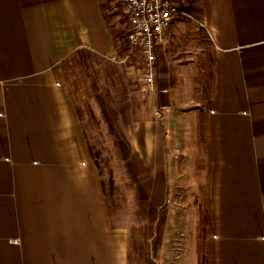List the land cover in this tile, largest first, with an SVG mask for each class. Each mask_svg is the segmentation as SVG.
<instances>
[{
	"label": "crops",
	"instance_id": "1",
	"mask_svg": "<svg viewBox=\"0 0 264 264\" xmlns=\"http://www.w3.org/2000/svg\"><path fill=\"white\" fill-rule=\"evenodd\" d=\"M192 1L199 24L157 45L130 152L162 221L146 264H264V0ZM84 50L115 54L101 0H0V264H128L63 75Z\"/></svg>",
	"mask_w": 264,
	"mask_h": 264
},
{
	"label": "rangeland",
	"instance_id": "2",
	"mask_svg": "<svg viewBox=\"0 0 264 264\" xmlns=\"http://www.w3.org/2000/svg\"><path fill=\"white\" fill-rule=\"evenodd\" d=\"M189 1L192 0H185L186 5L191 4ZM101 2L103 15L113 33V58H98L86 50L82 54L74 53L63 61V75L83 121L92 158L103 179L113 224L129 227L128 264H146V260L154 256L155 242L151 237L156 240L155 226H161L162 221L161 218H147V203L136 199L134 180L137 177L129 167L132 160H137L136 155L139 156L130 152L134 148L138 151L143 141L138 137L141 110L145 108L141 99L150 90L142 81L137 50H132L130 57L124 59L129 45L126 39L128 23L122 4L119 0ZM193 7L197 9L195 2ZM189 12L195 21L182 19L191 29L198 25L196 20L200 18L196 10ZM189 204L181 202L174 208L184 210L186 215ZM176 220L180 224V220Z\"/></svg>",
	"mask_w": 264,
	"mask_h": 264
},
{
	"label": "built area",
	"instance_id": "3",
	"mask_svg": "<svg viewBox=\"0 0 264 264\" xmlns=\"http://www.w3.org/2000/svg\"><path fill=\"white\" fill-rule=\"evenodd\" d=\"M119 1L123 6V13L128 23L126 39L129 51L124 59L130 57L132 50H137L141 59L142 81L146 87L153 88L157 76V45L169 42L176 18L195 20L185 8V0ZM196 23L199 24V21L196 20ZM166 91V89H161L162 93ZM155 115L160 117V111H156Z\"/></svg>",
	"mask_w": 264,
	"mask_h": 264
},
{
	"label": "trees",
	"instance_id": "4",
	"mask_svg": "<svg viewBox=\"0 0 264 264\" xmlns=\"http://www.w3.org/2000/svg\"><path fill=\"white\" fill-rule=\"evenodd\" d=\"M191 4L189 5H186L185 8L188 10V11H191V12H194L195 10L197 11V9L194 10V7H193V2L194 1H189Z\"/></svg>",
	"mask_w": 264,
	"mask_h": 264
}]
</instances>
